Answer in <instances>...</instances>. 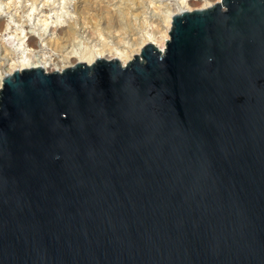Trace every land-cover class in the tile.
I'll list each match as a JSON object with an SVG mask.
<instances>
[{
	"label": "water",
	"instance_id": "1",
	"mask_svg": "<svg viewBox=\"0 0 264 264\" xmlns=\"http://www.w3.org/2000/svg\"><path fill=\"white\" fill-rule=\"evenodd\" d=\"M0 90V264H264V0Z\"/></svg>",
	"mask_w": 264,
	"mask_h": 264
},
{
	"label": "bare ground",
	"instance_id": "2",
	"mask_svg": "<svg viewBox=\"0 0 264 264\" xmlns=\"http://www.w3.org/2000/svg\"><path fill=\"white\" fill-rule=\"evenodd\" d=\"M26 1L31 2L33 6L38 3V0H24L23 2L25 3ZM98 1L101 5H105L104 3L106 0ZM188 1L189 0L179 1V8L178 10H175L176 3L171 4L168 0H107V2L114 8V11L112 9L109 10L111 12L110 15L113 13V17H115V19L117 18L116 24L118 23V28L114 29L112 23L110 22H107L106 27H103V24L101 25V23L93 24L91 20L84 22V25L82 26L79 25V20L83 18L82 9H84L83 6L85 5L84 2H86V0H72L73 15L67 14L69 16L68 18H66V15H58V19L54 21L56 25H52L49 32L47 31V28L50 22L48 18L45 19L43 26L46 28L44 31L39 32V36L42 41V45L44 44L47 47L44 49L53 52L51 56L52 59L58 55L62 58V62L64 64L60 68L56 69V71L61 72L70 67L72 60H76V63L82 62L92 65L98 59H107L108 56L105 53L106 51L111 53L110 59H117L121 65L124 66L129 63L136 54L140 53L146 45L153 44L156 48L158 47L161 52L165 51L160 47V43L162 41H169V32L172 28V18L176 14L189 11L188 9L185 10L182 8V5H187ZM157 3H159V5H157ZM45 4L46 2L44 5ZM47 4L49 3L47 2ZM16 5L17 1H14L12 4H7L6 9L10 10L13 6L16 7ZM61 5L62 4H60V6ZM26 8L27 6L24 4V6H22V11L24 13L26 12ZM150 8H152V12L149 13ZM45 11L47 13L48 8H46ZM43 12L44 11H42V13ZM17 18V22L22 23L23 16L19 15ZM61 18L64 20L60 21ZM26 22L28 21L26 20ZM155 22L166 29L164 35L160 36L155 31L153 26ZM62 24L66 25L61 26ZM78 25L81 27L77 28ZM120 25L121 27H119ZM150 26H153L152 30H147ZM56 31H58V33ZM27 36L29 41H31L33 37L29 35V33L26 34V37ZM85 36L92 38V42L98 40L100 45H102V48L96 42L94 46H99L100 49L95 50V47L92 49ZM82 39H84L82 42L84 47L81 49H79V47L76 48V46L81 47ZM107 40H111L116 48L113 49V47H109L110 41L108 42ZM31 44H34L33 41L30 42V45ZM120 48L122 49L120 50ZM35 51V55L31 54V56H33L32 59L31 56L30 59L24 57L18 58L10 65L9 72L7 74H0V90L4 77L14 73L15 71L22 72L23 70L34 68H42L46 72L49 71V68L52 66L50 60L52 59H48L46 54L42 53V47L36 48ZM0 52H2L4 59L10 58L12 57V54H14V51L6 45L2 38H0ZM35 57H38V59H34ZM59 57H55L53 62Z\"/></svg>",
	"mask_w": 264,
	"mask_h": 264
},
{
	"label": "rangeland",
	"instance_id": "3",
	"mask_svg": "<svg viewBox=\"0 0 264 264\" xmlns=\"http://www.w3.org/2000/svg\"><path fill=\"white\" fill-rule=\"evenodd\" d=\"M14 1H17L16 7L13 6L10 10H7L6 9L7 4H12V2H14ZM23 1L24 0H0V38L3 39V41L6 43V45L11 50H13L14 54H15V55L12 54V57H10V58L4 59L2 52H0V74L1 75L2 74L5 75L9 72V67L14 62V60H16L18 58H23V57L30 59L31 54L35 55V53H36L35 50H36V48H39V47L43 48L42 53H45L46 56L48 57V59H52L51 56H52L53 52L50 50L44 49L47 47L44 44L42 45V41L40 40V36H39V32L44 31L46 28L45 26H43L44 20L48 18V20L50 22V24L47 28V31L49 32L51 29V26L56 25V23H54V21L56 19H58V15L59 16L60 15L61 16L66 15L67 16L66 18L69 17L67 14L73 15V6H72L73 2H72V0H38V3L34 6L31 2L26 1L24 3ZM97 1L98 0H86V2H84V4H85V5L83 4L84 9H82L83 18L79 20V25L82 26V25H84L83 24L84 22H88L89 20H91V22L93 24H98V23H101V25L103 24L102 25L103 27H106L107 22H110V23H112L114 29H117L118 28V23L116 24L117 18L115 19V17H113V13L110 15L111 12L109 11L111 9L114 11V8L111 6L110 3L107 2V0L104 3L105 5H101V3H99V1L98 2ZM179 1H181V0H168V2L171 4L176 3L175 10H178V8H179V6H178ZM45 2H46V4L44 5ZM47 2L49 4H47ZM220 2H221V0H189L187 5H185V6L182 5V8H184L185 10L188 9L189 11H193V10L207 8V7H209V5L213 6L216 3H220ZM24 4L27 6V8L25 9L26 10L25 13L22 11L23 10L22 6H24ZM60 4H62V5L60 6ZM157 5H159V3H157ZM46 8H48L47 13L45 11ZM42 11H44V12L42 13ZM150 12H152V8H150L149 13ZM19 15L23 16L22 23L17 22V20H18L17 17ZM26 20L28 22H26ZM62 20H64V19L61 18L60 21H62ZM157 24H158L157 22H155L153 24L155 31L160 36L164 35V32L166 29L163 28L162 26H160V24H158V25ZM65 25L66 24H62L61 26H65ZM79 25L77 28L81 27ZM153 26L148 27L147 30H152ZM119 27H121V25ZM56 32L58 33V31H56ZM27 33H29V35H31L33 37L31 41H33L34 44L33 45L31 44L32 46L30 45L31 41H29L28 36L26 37ZM83 40L84 39L81 40V47L76 46V48L79 47V49H81L84 47V45L82 43ZM86 40L89 41V45L91 46L92 49H94V47H95L94 45L96 44V42L102 48V45H100V42H98V40L92 42V38H90V37H86ZM107 41L108 42L110 41L109 47H113V49L116 48V46H114V44L111 42V40H107ZM166 43H167L166 41L165 42L162 41L160 43V47L164 50L166 49ZM99 46L95 47L96 48L95 50H99L100 49ZM109 47H107V48H109ZM121 49L122 48H120V50ZM105 53L108 56L107 60H111L110 59L111 53L107 52V51ZM138 54L141 55V52ZM138 54H136V55H138ZM28 55H29V57H28ZM32 57L33 56H31V59H32ZM38 57H35L34 59H38ZM55 57H59V55L55 56ZM55 57H53V59ZM134 58H135V56L133 57L132 60H134ZM53 59L50 60L52 66H51V68H49L48 73H52V72L56 71V69L60 68L64 64L62 62V58H60V57L57 58L54 62H53ZM75 64H76V60H72L70 67L74 66ZM126 65L127 64H125L124 66H126Z\"/></svg>",
	"mask_w": 264,
	"mask_h": 264
}]
</instances>
